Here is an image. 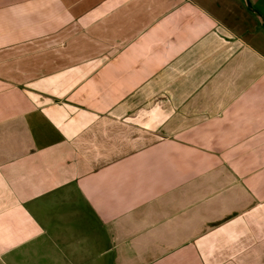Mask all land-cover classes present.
I'll use <instances>...</instances> for the list:
<instances>
[{"label":"crops","instance_id":"1","mask_svg":"<svg viewBox=\"0 0 264 264\" xmlns=\"http://www.w3.org/2000/svg\"><path fill=\"white\" fill-rule=\"evenodd\" d=\"M0 264H264V0H0Z\"/></svg>","mask_w":264,"mask_h":264}]
</instances>
